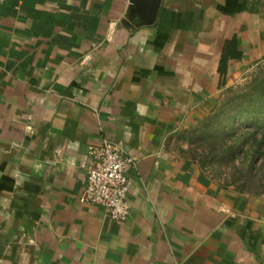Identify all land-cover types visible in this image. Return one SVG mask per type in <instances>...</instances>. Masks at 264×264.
Wrapping results in <instances>:
<instances>
[{
  "label": "crops",
  "instance_id": "crops-1",
  "mask_svg": "<svg viewBox=\"0 0 264 264\" xmlns=\"http://www.w3.org/2000/svg\"><path fill=\"white\" fill-rule=\"evenodd\" d=\"M0 0V264H264V194L209 176L176 136L264 60V0ZM128 169L130 215L83 198L90 146Z\"/></svg>",
  "mask_w": 264,
  "mask_h": 264
},
{
  "label": "rangeland",
  "instance_id": "rangeland-1",
  "mask_svg": "<svg viewBox=\"0 0 264 264\" xmlns=\"http://www.w3.org/2000/svg\"><path fill=\"white\" fill-rule=\"evenodd\" d=\"M176 142L210 177L264 194V60L225 87L208 116L181 130Z\"/></svg>",
  "mask_w": 264,
  "mask_h": 264
},
{
  "label": "built area",
  "instance_id": "built-area-1",
  "mask_svg": "<svg viewBox=\"0 0 264 264\" xmlns=\"http://www.w3.org/2000/svg\"><path fill=\"white\" fill-rule=\"evenodd\" d=\"M90 150L92 157L86 168L83 198L88 203L103 206L112 219L124 221L130 215L127 172L134 161L121 145L109 139L90 146Z\"/></svg>",
  "mask_w": 264,
  "mask_h": 264
},
{
  "label": "water",
  "instance_id": "water-1",
  "mask_svg": "<svg viewBox=\"0 0 264 264\" xmlns=\"http://www.w3.org/2000/svg\"><path fill=\"white\" fill-rule=\"evenodd\" d=\"M163 0H129L122 24L133 31L144 25L154 24Z\"/></svg>",
  "mask_w": 264,
  "mask_h": 264
},
{
  "label": "trees",
  "instance_id": "trees-1",
  "mask_svg": "<svg viewBox=\"0 0 264 264\" xmlns=\"http://www.w3.org/2000/svg\"><path fill=\"white\" fill-rule=\"evenodd\" d=\"M249 193H253V192H249ZM255 194H258V193H255Z\"/></svg>",
  "mask_w": 264,
  "mask_h": 264
}]
</instances>
